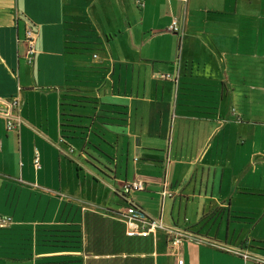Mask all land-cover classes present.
Masks as SVG:
<instances>
[{
	"label": "crops",
	"instance_id": "crops-1",
	"mask_svg": "<svg viewBox=\"0 0 264 264\" xmlns=\"http://www.w3.org/2000/svg\"><path fill=\"white\" fill-rule=\"evenodd\" d=\"M0 217V264H264V0H0Z\"/></svg>",
	"mask_w": 264,
	"mask_h": 264
},
{
	"label": "built area",
	"instance_id": "built-area-1",
	"mask_svg": "<svg viewBox=\"0 0 264 264\" xmlns=\"http://www.w3.org/2000/svg\"><path fill=\"white\" fill-rule=\"evenodd\" d=\"M186 2L187 0H183ZM139 5H143V0H137ZM169 29L172 32L180 31V23L178 20L174 19ZM26 35H25V43L27 45L25 59L29 64H33L35 60V56L37 54L36 49V40L38 36V30L35 28V25L32 21L26 20ZM181 32V31H180ZM178 73L170 74V73H162L159 75V78L165 80L178 81ZM13 105H18V100H15L12 104H10V109ZM6 116L8 118L7 128L15 129L17 128V121L19 118L13 116L11 111L6 112ZM20 121V120H19ZM34 165L36 168L40 167L39 155L36 154L34 158ZM146 189V182L144 180H133L127 182L123 185V194L125 196L126 206L123 211L124 223L126 226V235L128 237L135 236H155L159 230H163L167 233V237L171 244L172 249L176 248L180 244H182L186 237L189 236L188 233L179 229L176 226L167 225L161 218L153 217L143 209L139 208L133 200L130 198V195L136 191H144ZM163 195L167 194L166 189L162 191ZM9 218L0 217V226H5L9 223ZM225 250H231L230 248L222 247ZM245 258L250 257L248 252L242 253ZM180 264H183L181 262Z\"/></svg>",
	"mask_w": 264,
	"mask_h": 264
},
{
	"label": "rangeland",
	"instance_id": "rangeland-1",
	"mask_svg": "<svg viewBox=\"0 0 264 264\" xmlns=\"http://www.w3.org/2000/svg\"><path fill=\"white\" fill-rule=\"evenodd\" d=\"M153 216V215H152Z\"/></svg>",
	"mask_w": 264,
	"mask_h": 264
}]
</instances>
